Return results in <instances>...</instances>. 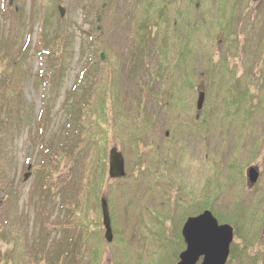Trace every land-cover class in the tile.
I'll use <instances>...</instances> for the list:
<instances>
[{
	"label": "rangeland",
	"instance_id": "obj_1",
	"mask_svg": "<svg viewBox=\"0 0 264 264\" xmlns=\"http://www.w3.org/2000/svg\"><path fill=\"white\" fill-rule=\"evenodd\" d=\"M205 211L264 264V0H0V264H177Z\"/></svg>",
	"mask_w": 264,
	"mask_h": 264
},
{
	"label": "water",
	"instance_id": "obj_2",
	"mask_svg": "<svg viewBox=\"0 0 264 264\" xmlns=\"http://www.w3.org/2000/svg\"><path fill=\"white\" fill-rule=\"evenodd\" d=\"M254 1V0H253ZM60 13L63 12L59 8ZM103 57V55H102ZM203 93L198 94L197 109L200 110L203 103ZM110 177H123V159L118 152H110ZM250 181L255 182L257 173L250 172ZM102 217L105 228V236L111 241L112 234L110 229L109 215L107 206L102 200ZM182 235L186 244V249L179 255L180 262L177 264H195L202 256L200 264H224L231 241V229L228 226H218L217 221L208 211L203 212L197 217H189L182 227Z\"/></svg>",
	"mask_w": 264,
	"mask_h": 264
},
{
	"label": "trees",
	"instance_id": "obj_3",
	"mask_svg": "<svg viewBox=\"0 0 264 264\" xmlns=\"http://www.w3.org/2000/svg\"><path fill=\"white\" fill-rule=\"evenodd\" d=\"M133 19H131L132 21H134V20H136L135 21V23H134V25H137V26H139L138 25V21H137V18L135 19V15H134V13H133ZM137 23V24H136ZM144 29V28H143ZM142 30V29H141ZM133 28H132V30L130 29L129 30V37L131 36V38H133V39H131L132 40V42H134V43H136V44H139V46L142 48V46L140 45V43H142L143 45L144 44H146V42L148 43V40L147 39H144V37H145V35L144 34H142V33H138V36H136V34H135V32H136V30L135 31H133ZM138 31V30H137ZM146 36H147V33H146ZM127 37V36H126ZM131 40L128 42L129 44H130V42H131ZM142 41H145V43H143ZM135 47V48H134ZM134 47H131L132 48V50H135V49H137V50H143V49H141V48H138V46L136 45V46H134ZM149 48H150V45H149ZM161 262H162V260H159L158 262H157V264H161Z\"/></svg>",
	"mask_w": 264,
	"mask_h": 264
},
{
	"label": "flooded vegetation",
	"instance_id": "obj_4",
	"mask_svg": "<svg viewBox=\"0 0 264 264\" xmlns=\"http://www.w3.org/2000/svg\"><path fill=\"white\" fill-rule=\"evenodd\" d=\"M147 18V17H146Z\"/></svg>",
	"mask_w": 264,
	"mask_h": 264
}]
</instances>
